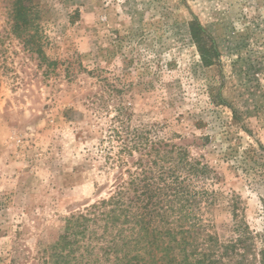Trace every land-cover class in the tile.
I'll list each match as a JSON object with an SVG mask.
<instances>
[{
	"label": "rangeland",
	"instance_id": "1",
	"mask_svg": "<svg viewBox=\"0 0 264 264\" xmlns=\"http://www.w3.org/2000/svg\"><path fill=\"white\" fill-rule=\"evenodd\" d=\"M14 1L0 0V264H41L65 220L108 195L118 100L208 168L209 231L243 223L262 247L264 0H31L53 67L11 35Z\"/></svg>",
	"mask_w": 264,
	"mask_h": 264
},
{
	"label": "trees",
	"instance_id": "2",
	"mask_svg": "<svg viewBox=\"0 0 264 264\" xmlns=\"http://www.w3.org/2000/svg\"><path fill=\"white\" fill-rule=\"evenodd\" d=\"M31 0H15L9 10L11 35L48 67ZM197 40V38H196ZM209 65V57L201 55ZM105 91L96 101L106 106ZM100 153L112 184L108 195L70 215L61 234L42 251L41 264H264V239L243 223L221 240L203 221L215 204L201 186L208 168L163 127L135 119L116 103Z\"/></svg>",
	"mask_w": 264,
	"mask_h": 264
}]
</instances>
